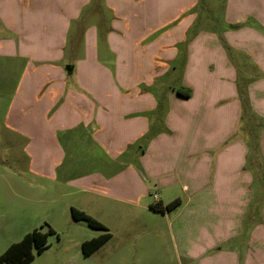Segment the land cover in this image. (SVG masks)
Returning a JSON list of instances; mask_svg holds the SVG:
<instances>
[{"label":"rangeland","instance_id":"obj_1","mask_svg":"<svg viewBox=\"0 0 264 264\" xmlns=\"http://www.w3.org/2000/svg\"><path fill=\"white\" fill-rule=\"evenodd\" d=\"M158 4L159 13L170 19L191 3L158 0ZM192 9L190 15L196 17L186 30L190 29L185 40L177 45L179 54L166 62L165 72L162 77L157 76L158 80L148 82L144 78L149 65L159 67L148 64L150 60L146 57L150 49L119 50L123 54L119 61L107 44L100 50L103 55L97 66L100 79L96 91L101 103L109 105L113 99L117 101L118 92L133 96L132 93L138 94L137 90L146 88L161 97L157 112L147 114L156 125L149 134L148 144L145 147L142 140L136 139L126 146L130 151L123 154L116 155L120 149L116 145L121 139L108 148L101 140L109 135H101L98 142L92 128L52 127L43 122V113L29 112L28 105L22 107L36 89L21 91L18 96L24 64H18L19 69L11 72L8 63L12 62L0 59V254L27 232L51 227L54 231L48 237V246L40 253L33 249L34 259L29 264H204L202 228L192 225L195 233L188 236L187 217L191 208H181L180 217L175 219L164 217L152 208L150 211L135 203L116 201L106 194L110 185L117 184L114 176L129 166L139 170L141 154H135L141 147L156 159L159 157L162 170L167 169L169 177L173 175L176 179L167 188L149 182V206L162 201L166 205L177 198L185 203L192 191L218 184L222 178L216 177L221 172L224 176L228 174L225 171L238 166L243 170L242 179H249V187H264V115L255 108L264 92L258 89L264 80V0H196ZM241 11L246 14L245 20L237 22L236 15ZM247 11H253L254 15ZM195 39L198 53L195 52L194 59L200 57V48H206L215 53V61L225 60L230 68L241 65L237 75L231 76L233 80L224 81L223 75L213 73L211 67V73L208 70L206 75L212 80L205 85L201 73L198 69L194 71L196 66L188 61L190 53L187 56L182 52ZM71 53L68 50V56L76 58ZM140 60L143 64L137 63ZM118 70L124 73L121 77ZM225 87L228 96L224 95ZM193 88L197 89L196 95ZM160 90H167L168 95L164 98ZM189 90V96L182 94ZM171 91L174 97L170 96ZM125 100L129 103L131 98ZM20 108L24 113H20ZM143 115L141 111L132 114ZM13 120L37 124L30 131L37 134L36 156L41 153V164L49 176L34 171L33 166L40 162L27 153L32 137L7 125L6 122ZM153 137L159 139L158 144L151 142ZM183 184L187 185L186 189ZM253 195L257 197V192ZM258 197L262 201L264 192H259ZM72 206L84 210L107 228H94L85 220H74ZM185 216L183 223L180 218ZM251 228L252 224L243 225V230ZM106 231L111 237L85 256L82 242ZM244 238L247 239L246 233L241 240ZM259 256L260 262L264 261V240Z\"/></svg>","mask_w":264,"mask_h":264},{"label":"crops","instance_id":"obj_2","mask_svg":"<svg viewBox=\"0 0 264 264\" xmlns=\"http://www.w3.org/2000/svg\"><path fill=\"white\" fill-rule=\"evenodd\" d=\"M188 1L191 4L187 8L180 9L177 15L167 19L159 13L158 0H0V59L12 62L8 63L11 64V72L15 68L19 69L18 64H24L21 86L18 81V96L22 94L21 91L36 89L32 98L27 99L22 107L28 105L29 112L43 113V122L52 127L92 128L98 142L101 135H109L101 140L108 148L114 147L116 139L123 140L116 145L120 146L116 155L130 151L126 146L136 139L142 140L141 144L146 147L151 130L156 128L154 120L147 114L157 112L161 105L158 98L160 95L146 88L137 90L138 94L132 93L133 96L118 92L117 101L113 99L109 105L101 103L96 91L100 79L97 66H100L103 55L100 50L107 44V49L119 61L123 58L119 50L150 49V55L146 57L150 60L148 64L159 67L149 65L151 67L145 70L144 78L148 82L158 80L157 76L165 72L166 62L179 54L177 45L185 40L190 29L186 30L196 17V14L190 15L196 0ZM247 12L254 15L253 11ZM245 17L246 14L241 11L239 16L236 15V21H243ZM179 27L183 28L177 33ZM4 32L7 35H3ZM197 42L195 39L186 49L182 48V52L187 56L190 53L188 61L196 66L194 71L198 69V73H201L200 79H203L205 85H209L212 80L206 75L208 70L211 73V67H214L213 73L223 75L221 78L224 81L233 80L231 76L237 75L241 65L230 68L229 62L225 60L215 61V53L206 48H200V57L194 59ZM68 50L76 58L69 57ZM219 53L220 51L217 52ZM137 63L143 64L141 60ZM200 66L205 68L202 70ZM244 72L245 69H242V73ZM110 74L112 75L111 72ZM123 74L118 70L120 77ZM152 76L155 78L152 79ZM260 83L258 89L264 91V80ZM227 90L225 87V96H228ZM39 92L41 95H38ZM159 92L163 93L164 98L168 95L167 90ZM192 93L196 95L197 89L193 88ZM170 96L174 97V92L171 91ZM125 98H131V101L128 103ZM255 108L257 113L264 115V92L261 94V102ZM137 111L144 112L145 115L132 116ZM20 113H24L22 108ZM6 123L18 129L20 134L32 137L27 153L40 162L33 169L38 175L49 176V171L41 164V153L36 156L37 134L30 131L37 124L20 120ZM151 142L158 144L159 139L153 137ZM140 149L135 154H141L139 170L129 166L124 172L114 176L117 184L110 185V191L106 194L116 201L135 203L152 211L147 201L149 182H154L156 187L160 185L161 188H167L176 179L173 175L169 177L167 169L162 170L159 157L156 159L144 147ZM45 161L46 155L43 163ZM241 171L243 170H239L238 166L225 171L228 174L224 176L221 172L216 177L222 178L218 184H209L203 189L192 191L185 203L181 200L180 205L172 210L159 211L164 217L168 215L176 219L182 213L181 208H191L187 217L188 236L195 233L192 225L202 228L204 264H264V261L260 262L259 256L261 241L264 240V204L261 203H264V198L260 201L258 197L259 192H264V187H249V179H242ZM183 186L186 189L187 185ZM199 192L202 193L193 196ZM254 192H257V197L253 195ZM180 219L184 223L186 216ZM244 224H252V228L243 230ZM245 233L247 239L241 240ZM209 250H214V253Z\"/></svg>","mask_w":264,"mask_h":264},{"label":"trees","instance_id":"obj_3","mask_svg":"<svg viewBox=\"0 0 264 264\" xmlns=\"http://www.w3.org/2000/svg\"><path fill=\"white\" fill-rule=\"evenodd\" d=\"M188 92L182 93L189 96ZM181 199L177 198L168 204L164 205L162 202L150 203L153 210L164 212L171 210L180 205ZM71 214L74 220H85L91 227L106 229L107 227L99 220L86 213L84 210L78 209L74 206L71 207ZM54 230L49 227L48 230L35 228L27 232L23 238L12 243L7 249L0 254V264H29L34 259L33 249L38 253L42 252L48 246V237ZM111 237V233L104 232L97 237L85 240L82 242V250L85 256L91 254L104 244Z\"/></svg>","mask_w":264,"mask_h":264}]
</instances>
